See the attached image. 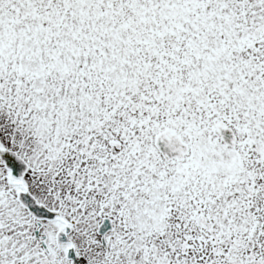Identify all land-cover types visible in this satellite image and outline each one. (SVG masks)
<instances>
[{"label":"snow or ice","instance_id":"snow-or-ice-1","mask_svg":"<svg viewBox=\"0 0 264 264\" xmlns=\"http://www.w3.org/2000/svg\"><path fill=\"white\" fill-rule=\"evenodd\" d=\"M0 264H264V0H0Z\"/></svg>","mask_w":264,"mask_h":264}]
</instances>
